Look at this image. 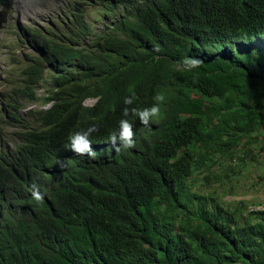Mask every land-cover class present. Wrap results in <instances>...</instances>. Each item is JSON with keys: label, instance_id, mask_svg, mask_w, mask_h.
Wrapping results in <instances>:
<instances>
[{"label": "trees", "instance_id": "1", "mask_svg": "<svg viewBox=\"0 0 264 264\" xmlns=\"http://www.w3.org/2000/svg\"><path fill=\"white\" fill-rule=\"evenodd\" d=\"M263 3L146 0L151 9L144 24L152 37L130 30L147 51L146 65L135 61L130 42L114 43L122 51L116 70L86 68L79 81L97 77L100 83L94 89L77 85L59 90L54 110L62 106L74 111L85 95L100 94L96 110L113 126L122 117V82L152 85L163 72L174 82L183 81L176 89L185 101L170 112L171 128L140 172L117 174L109 183L89 178L53 183L42 174L28 144L13 153L0 149V181H30L0 192V264H264V208L249 210L244 200L224 204L215 192L194 189L190 179L202 171L209 181L219 178L215 165L226 176L241 174L246 159L255 161L254 154L264 152V80L247 77L256 75L259 52L239 42L246 17ZM155 4H168L177 14L172 17V11ZM10 6L11 0H0V26ZM38 36L52 49L43 55L59 65L54 76L62 87L73 80L62 74L72 54ZM145 41L159 46L164 56L154 59L159 54ZM186 56L203 63L187 71ZM41 63L38 56L24 68L26 84L40 76ZM26 84L19 88L21 95H31ZM190 89L201 96L189 100ZM33 184L45 195L42 205L27 193ZM23 208H29L27 220L22 219Z\"/></svg>", "mask_w": 264, "mask_h": 264}, {"label": "clouds", "instance_id": "2", "mask_svg": "<svg viewBox=\"0 0 264 264\" xmlns=\"http://www.w3.org/2000/svg\"><path fill=\"white\" fill-rule=\"evenodd\" d=\"M63 4L53 18L54 23L45 30L38 31L29 27L25 29L36 50L31 62L38 60V56L42 58L41 74L28 84L23 80L20 88L26 84L31 95L19 93L16 103L7 102L10 105L6 107V101H3L6 115L20 124L13 145H10L9 141L3 142L0 135V149L13 153L19 146L28 144L33 159L42 166V174L53 183L78 181L83 178H89L96 183H109L117 174L138 173L159 147L166 131L171 128L170 112L185 101L176 89L183 81L174 82L163 72L157 74L152 85L125 79L120 85L124 90L121 96L122 117L113 126H107L96 110L101 103L100 94L85 95L73 107L74 111L62 106L54 109L59 103L56 98V92L59 90L68 91L77 85L94 89L100 83L97 77H86L79 81L86 68L93 66L103 72L116 70L115 63L121 58L122 51L114 46V43L126 46L130 42V52L135 55V61L146 65L147 51L141 43L131 38L130 30L143 38L152 37L144 24V15L151 8L145 6L146 0H94L84 3L68 0ZM14 5L15 0H11V6L0 30L10 18ZM162 6L163 9L172 11L170 16L177 14L168 4L153 5L155 8ZM102 16L112 20L107 31L94 27V21ZM171 22L173 24L175 19L172 18ZM38 33L64 46L72 54L70 64L65 66L62 74L73 80H67L62 87L57 86L59 77L54 76L59 70V65L56 67L54 60L45 59L43 55L45 51L50 53L52 49L43 45V42L40 43ZM239 42L250 45L259 52L256 75L247 77L264 80V3L254 8L253 13L246 17L244 33ZM144 44L149 50L154 49L159 54L154 59L158 60L159 56H164L159 46L148 41ZM229 44L234 47L233 42ZM222 50H225L224 45ZM228 51L231 52L229 48ZM202 63L200 58L194 56H186L183 59V67L187 71L199 68ZM145 71L152 72L150 67H146ZM42 83L49 86L45 95L39 94ZM187 95L189 100H195L201 93L190 89ZM21 100L30 103L25 106V112L33 115L34 125L24 126L22 123L20 115L23 112L19 111L23 106ZM180 115L189 117L191 114L181 112ZM20 182L30 183L28 179L15 182L0 181V192ZM27 193L38 205L44 203L45 195L36 184L30 185ZM28 209H21L23 220H27Z\"/></svg>", "mask_w": 264, "mask_h": 264}, {"label": "rangeland", "instance_id": "3", "mask_svg": "<svg viewBox=\"0 0 264 264\" xmlns=\"http://www.w3.org/2000/svg\"><path fill=\"white\" fill-rule=\"evenodd\" d=\"M66 1L68 0H15L11 16L0 30V135L3 142L9 141L10 145L15 142L20 123L6 115L3 101L15 104L19 99V88L23 84L22 72L36 54L33 42L29 41L31 37H28L25 29L29 27L40 31L51 26L53 18ZM111 23V18L102 16L94 21V27L107 31ZM42 84L39 94L45 95L49 86L47 83ZM21 102L23 106L19 111L23 112L20 115L22 123L24 126L34 125L33 115L25 112V106L30 103L23 100ZM253 159L256 160L246 159L241 174L229 172L226 176L219 165L212 167L220 174L219 178L212 177L209 181L204 177L206 171L195 173L191 177L194 189L215 192L214 197L218 199L220 196L224 204L232 205L244 200L249 210L264 208V152L260 155L256 152Z\"/></svg>", "mask_w": 264, "mask_h": 264}]
</instances>
